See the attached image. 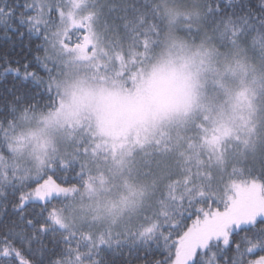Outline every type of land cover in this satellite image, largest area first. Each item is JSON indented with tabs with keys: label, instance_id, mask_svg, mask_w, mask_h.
Instances as JSON below:
<instances>
[{
	"label": "snow or ice",
	"instance_id": "obj_1",
	"mask_svg": "<svg viewBox=\"0 0 264 264\" xmlns=\"http://www.w3.org/2000/svg\"><path fill=\"white\" fill-rule=\"evenodd\" d=\"M167 29L264 64V0H0V141L70 66L123 78ZM240 121L145 127L116 161L131 198L108 215L75 201L108 161L83 125L35 164L0 156V264H264V101Z\"/></svg>",
	"mask_w": 264,
	"mask_h": 264
},
{
	"label": "rangeland",
	"instance_id": "obj_2",
	"mask_svg": "<svg viewBox=\"0 0 264 264\" xmlns=\"http://www.w3.org/2000/svg\"><path fill=\"white\" fill-rule=\"evenodd\" d=\"M263 76L264 69L243 55L221 54L206 39L195 43L168 29L158 53L123 78L91 70L88 62L70 66L60 77L57 109L22 120L12 136L13 160L35 164L70 129L83 125L101 144V160L108 161L93 170L75 201L86 212L115 213L131 198L132 182L120 177L116 163L128 142L143 136L145 127L181 124L199 112L239 123L259 107Z\"/></svg>",
	"mask_w": 264,
	"mask_h": 264
},
{
	"label": "trees",
	"instance_id": "obj_3",
	"mask_svg": "<svg viewBox=\"0 0 264 264\" xmlns=\"http://www.w3.org/2000/svg\"><path fill=\"white\" fill-rule=\"evenodd\" d=\"M167 31H168V29L162 33V35L159 39V42L156 44L155 47L151 48V51L148 53L149 55L153 56V55H156L158 53V50L162 46V41H163ZM177 33L181 38L188 39V40L193 41L195 43H198V42H200V40L204 39L203 37L196 36L195 33L189 34V33H186L184 31H177ZM208 42L211 43V45H213V48L215 50H218L221 54L232 55V54L237 53L235 51L229 53L227 50L220 48L214 41H208ZM4 48H7L8 50H10V46L5 45V42L3 40H0V50H4ZM237 54L239 55V53H237ZM245 58H248L249 60L254 61L255 63L260 65L261 69H264V64H262L259 61V59H254V58H251L250 56L245 57ZM260 81L261 82L258 83L259 85L257 86L258 89L261 88L260 93H259V107L261 106V102L264 101V78L260 79ZM59 101H60V96L57 98L56 102L52 105L43 106V102H42L41 108L38 109L35 114H33L31 112L28 113L27 118L28 117H34V116H45V115L52 113L53 111H55V109H57V107L59 105ZM21 122H22V120L19 121L18 126L16 127L15 131L11 134V136H13L17 132V130H19ZM11 142H12V138H11L10 142L0 141V156H3L5 159H8V160H13V158H14V155H13V153L11 151V147H10ZM86 182L83 184H80L79 190H81V189L83 190L87 186ZM73 183H75V182H73ZM79 192H81V191H79Z\"/></svg>",
	"mask_w": 264,
	"mask_h": 264
}]
</instances>
